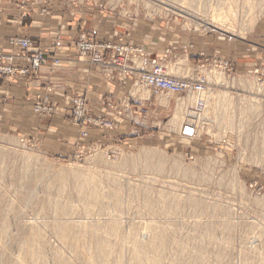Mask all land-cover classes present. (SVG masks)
I'll return each instance as SVG.
<instances>
[{
    "label": "rangeland",
    "instance_id": "rangeland-1",
    "mask_svg": "<svg viewBox=\"0 0 264 264\" xmlns=\"http://www.w3.org/2000/svg\"><path fill=\"white\" fill-rule=\"evenodd\" d=\"M117 1L177 32L241 41V49L254 54L247 59V88L242 86L251 98L236 96L244 83L235 76V60L218 55L200 64L197 80L222 85L216 95L204 85L201 113H194L192 95L162 97L167 116L130 144L117 140L97 153L59 155L0 122V264H264V90L252 75L264 65V0ZM173 58L166 75L182 78L187 61ZM220 96L225 103L216 102ZM229 99L249 100L253 107L231 116ZM52 118L43 121L49 126ZM186 126L192 136L183 134ZM114 193L122 200L116 207ZM64 229L68 238L61 239ZM155 235L166 244L154 247ZM143 253L147 259L139 260Z\"/></svg>",
    "mask_w": 264,
    "mask_h": 264
},
{
    "label": "crops",
    "instance_id": "crops-1",
    "mask_svg": "<svg viewBox=\"0 0 264 264\" xmlns=\"http://www.w3.org/2000/svg\"><path fill=\"white\" fill-rule=\"evenodd\" d=\"M136 12V8L122 6L117 0H0V51L12 52L8 38L17 35L30 38L36 46L33 50L39 48L61 61L57 68H52L50 64L42 67L35 81L27 77L0 78V122L6 124L10 132L33 135L40 140L46 152L71 155L76 152L78 143V130L66 121L71 97L84 96L95 114L108 117L112 112L105 108L104 111L102 106L105 103L124 99L129 102L127 116L116 119L113 131L103 135L97 130H88L90 135L86 143L91 145L118 144L117 140L121 145L122 142L130 144L138 140L150 124H156L167 116L169 106L162 103V97L174 96H153L146 89L134 87L132 70L125 75L115 70L107 76L101 67L77 58L73 54V43L79 33H85L90 41L97 43L123 39L144 51L140 60L143 68H150V61L157 60L160 66L165 63L162 67L165 74H169L170 62L178 55V58L187 61L182 78L192 80L200 76V64L205 59L218 55L231 58L235 60L236 78L244 83L239 90L231 91L236 96L251 98L252 94L242 90V86L247 88L244 77H249L248 72L252 69L248 68L247 59H252L254 54L249 49H241V41L223 40L218 36L191 33L184 29L177 32L176 27H169L167 22L141 18ZM262 43L264 45V40ZM216 71L223 72L221 74H225L227 79L232 76L219 69ZM47 85L55 89L50 100L55 110L62 113L52 118L49 126L47 121L33 116L30 111L32 99L35 95L45 94ZM205 85L206 89L213 87L211 93L214 95L216 89L222 86H209L207 82ZM260 86L264 90V85ZM218 99L222 100V97ZM228 104L231 116L241 114L243 109L248 112L253 107L252 101L243 99H229ZM142 109L144 112H141Z\"/></svg>",
    "mask_w": 264,
    "mask_h": 264
},
{
    "label": "built area",
    "instance_id": "built-area-1",
    "mask_svg": "<svg viewBox=\"0 0 264 264\" xmlns=\"http://www.w3.org/2000/svg\"><path fill=\"white\" fill-rule=\"evenodd\" d=\"M8 44L13 48V51L10 53L0 51V78L22 79L27 77L31 81H35L38 79L42 67L50 64L52 68H57L60 65L61 61L58 57H50L48 52L39 48L33 50L36 47L35 43L28 37L11 36L8 38ZM73 54L80 60L101 67L107 76H110V73L115 70L124 75L128 70H132L134 76L132 85L150 91L153 96L192 95L196 99L194 108H192L194 113L199 114L204 109L202 94L205 83L203 79L192 80L168 76L163 72L162 66L158 64L157 60L150 61V68H143L140 60L143 58L144 51L129 45L123 39H109L97 43L90 41L85 33H79L73 43ZM255 74L257 82L264 85V65L258 70H253V75L255 76ZM54 90L51 85H47L45 94L34 96L31 112L35 117L62 115L55 110L50 100ZM102 108L111 111L112 115L108 117L105 114H95L88 107L84 96L71 97L67 111L72 125L78 130L76 154L86 155L88 152L97 153L100 151V145H93L90 148L83 144L90 135L88 130L94 129L103 135L113 131L117 124L116 119H125L127 116L129 102L127 99L115 103L107 102ZM105 109L104 111H106ZM141 112L144 110L142 109ZM114 155H116L115 152L108 153L107 160H111Z\"/></svg>",
    "mask_w": 264,
    "mask_h": 264
},
{
    "label": "bare ground",
    "instance_id": "bare-ground-1",
    "mask_svg": "<svg viewBox=\"0 0 264 264\" xmlns=\"http://www.w3.org/2000/svg\"><path fill=\"white\" fill-rule=\"evenodd\" d=\"M146 1V0H145ZM160 1V0H159ZM172 1V0H171ZM157 2V1H156ZM172 3V2H171ZM173 3H174V1H173ZM145 4H146V2H145ZM154 5V4H153ZM159 5H161V4H159ZM176 5V4H175ZM192 5V4H191ZM146 6H148L149 7V4L148 5H146ZM151 6V5H150ZM165 7V6H164ZM181 7V6H180ZM168 8V7H167ZM260 11V10H259ZM198 14V13H197ZM190 22V21H189ZM202 23H204L205 25V27H208V28H210L208 25H210V24H207V22H205V20H203L202 21ZM201 23V24H202ZM211 24H213V23H211ZM196 25H197V23H196ZM199 25V24H198ZM200 26V25H199ZM212 28V27H211ZM142 62V61H141ZM140 62V63H141ZM163 67V66H162ZM218 72V71H217ZM216 73V72H215ZM222 75V74H221ZM225 75V74H224ZM214 76V75H213ZM216 76V75H215ZM223 76V75H222ZM199 77V76H198ZM194 78H197V77H194ZM221 78V77H220ZM191 79H193V78H191ZM215 79L217 80V79H219V77H215ZM222 79V78H221ZM224 79V78H223ZM220 80V79H219ZM222 82V81H221ZM215 83V82H214ZM219 83V82H218ZM224 83V82H223ZM222 83V84H223ZM220 84V83H219ZM226 84V83H225ZM224 84V85H225ZM249 84V83H248ZM216 86V85H215ZM214 86V87H215ZM260 90V89H259ZM208 91V90H207ZM213 91V90H212ZM262 91H263V89H262ZM143 92V91H142ZM145 92V91H144ZM261 93V92H260ZM262 93H264V92H262ZM221 95V94H220ZM208 96V95H207ZM218 96V95H217ZM208 97H210V96H208ZM221 97V96H220ZM144 98V97H143ZM218 98V97H217ZM206 99V98H205ZM210 99V98H209ZM207 100H208V98H207ZM218 100L220 101V99H217V103H218ZM223 100V99H222ZM252 100V99H251ZM224 101V100H223ZM166 102H167V100H166ZM208 102V101H207ZM213 102V101H212ZM216 103V104H217ZM224 103H225V101H224ZM223 103V104H224ZM215 104V103H214ZM220 104H221V102H220ZM231 104V103H230ZM206 105H207V103H206ZM205 106V105H204ZM217 106V105H216ZM236 106V105H235ZM238 106V105H237ZM218 107V106H217ZM245 107H247V106H245ZM225 108V107H224ZM181 109H179V111H180ZM205 111V110H204ZM206 112V111H205ZM178 112L176 111V113H175V116L173 117V119H172V121L174 122L176 119H175V117H177L178 116ZM193 114V113H192ZM207 113H205V115H206ZM194 115V114H193ZM189 116V115H188ZM197 116V115H196ZM191 117V116H190ZM194 117V116H193ZM236 117V116H235ZM200 118V117H199ZM204 118V117H203ZM206 119V118H205ZM195 123L197 122V120H196V118L194 117V120H193ZM193 121H190V122H193ZM192 124H194V123H192ZM242 129V128H241ZM147 154V153H146ZM149 156L151 157L152 156V153H148V155H147V158H149ZM30 161V160H29ZM122 161V160H121ZM161 161V160H160ZM119 162V161H118ZM29 163H31V162H29ZM117 164V163H116ZM120 165V164H119ZM75 170V169H74ZM29 173V172H28ZM75 174V173H74ZM111 174V173H110ZM76 177V176H75ZM75 184V183H74ZM84 186V185H83ZM90 187V186H89ZM86 188V187H85ZM94 190V189H93ZM119 190H120V188H119ZM85 191V190H84ZM143 192V191H142ZM91 193V192H90ZM80 195L81 196H83L84 198H87L88 199V201L89 200H91V198L90 197H92L90 194H88V193H86V192H81L80 193ZM99 195V194H98ZM150 199V198H149ZM148 199V200H149ZM119 200H121V199H118V195H117V193H114V197H113V199H112V204L113 205H115V207L116 206H118V203H121L122 202V200H121V202H119ZM93 201H95V200H93ZM256 201V200H255ZM110 202V201H109ZM95 203V202H94ZM123 204H124V202H123ZM147 204V203H146ZM119 205H121V204H119ZM201 205V204H200ZM100 206V205H99ZM53 207V206H52ZM205 207V206H204ZM87 208H88V206H87ZM146 208H147V206H146ZM52 209V208H51ZM118 209V208H117ZM87 210V209H86ZM89 210V209H88ZM148 210H149V208H148ZM151 210V209H150ZM204 210V209H203ZM106 211V210H105ZM119 211V210H118ZM220 211H222V210H220ZM93 212H94V209H93ZM90 213V212H89ZM108 213V212H107ZM110 213V212H109ZM121 213V212H120ZM74 214V213H73ZM70 215V214H69ZM81 215V214H80ZM121 215V214H120ZM72 216V215H71ZM86 216V215H85ZM95 216V215H94ZM5 217H7V216H5ZM44 217V216H43ZM8 219V218H7ZM83 219V218H82ZM110 219H111V217H110ZM120 220V219H119ZM114 221V220H113ZM208 221V220H207ZM86 222V221H85ZM110 222V221H109ZM87 224V223H86ZM92 224H94V223H92ZM91 224V225H92ZM115 225H117V223H114ZM114 226V225H113ZM119 226V225H118ZM115 227H117V226H115ZM141 227V226H140ZM145 227V226H144ZM104 228V227H103ZM83 229H85V227L83 228ZM109 229H110V226H109ZM113 229H115V228H113ZM96 230V229H95ZM117 230V229H116ZM144 230V229H143ZM154 230V229H153ZM156 230V229H155ZM113 231V230H112ZM145 231V230H144ZM225 231V230H224ZM80 232V231H79ZM84 232V231H83ZM113 232H115V231H113ZM112 232V233H113ZM128 232V231H127ZM143 232V231H142ZM68 231H66L65 229L62 231V233H60V237H61V239H66V238H68ZM109 233H111V232H109ZM147 233V232H146ZM84 234V233H83ZM115 234V233H114ZM139 234V233H138ZM141 234V233H140ZM106 235V234H105ZM128 235V234H127ZM146 235V234H145ZM92 236H93V234H92ZM102 236H104V235H102ZM1 237V236H0ZM109 237V236H108ZM129 237V236H128ZM141 237H143V236H141ZM158 236L157 235H155V241H153L152 242V245L154 246V247H157V248H160L161 246H163V245H165L166 244V242H165V240L164 239H162V238H157ZM165 237V236H164ZM91 238V237H90ZM103 238V237H102ZM105 238H107L106 236L104 237V239ZM144 238V237H143ZM4 239V238H3ZM95 239V238H94ZM108 239V238H107ZM109 239H112V238H109ZM35 240V239H34ZM106 240V239H105ZM107 241V240H106ZM123 241H125V240H123ZM128 241V240H127ZM126 242V241H125ZM142 243V242H141ZM96 244L98 245V247H97V250L99 251V254L101 255V256H105L106 255V253H107V249L104 247V245H103V243H101L100 241H97L96 242ZM107 244V243H106ZM22 246V245H21ZM198 246L200 247L201 245L200 244H198ZM20 247V246H19ZM23 247V246H22ZM21 249V248H20ZM27 250V249H26ZM150 250H152V249H150ZM163 250V249H162ZM178 251V250H177ZM96 252V251H95ZM21 253V252H20ZM122 253V252H121ZM96 254V253H95ZM21 255H23V254H21ZM20 255V256H21ZM19 256V255H18ZM98 256V255H97ZM107 256H108V254H107ZM123 256V255H122ZM134 256V255H133ZM137 256V255H136ZM220 257V256H219ZM222 257V256H221ZM17 258V257H16ZM18 258H20V257H18ZM22 258V257H21ZM26 258V257H25ZM29 258V257H28ZM123 258V257H122ZM137 258L139 259V260H144V259H147V254L145 253H143V255H140V254H138V256H137ZM14 259V258H13ZM23 260V259H22ZM100 260V259H99ZM103 260V259H102ZM18 261V260H17ZM16 261V262H17ZM61 261V260H60ZM121 261V260H120ZM149 261V260H148ZM201 260H199V259H197L196 260V262H195V264H198L199 262H200ZM220 261V260H219ZM19 262H20V260H19ZM23 262V261H22ZM21 262V264H23ZM27 262H28V260H27ZM152 264H157V261H156V259H152ZM36 263V262H35ZM116 263H118V261H116ZM129 263V262H128ZM15 264V263H14ZM20 264V263H19ZM26 264V263H25ZM39 264V263H38ZM115 264V263H114ZM127 264V263H126ZM137 264V263H136Z\"/></svg>",
    "mask_w": 264,
    "mask_h": 264
},
{
    "label": "water",
    "instance_id": "water-1",
    "mask_svg": "<svg viewBox=\"0 0 264 264\" xmlns=\"http://www.w3.org/2000/svg\"><path fill=\"white\" fill-rule=\"evenodd\" d=\"M194 133V130L190 127H184L183 129V134L187 135V136H192Z\"/></svg>",
    "mask_w": 264,
    "mask_h": 264
}]
</instances>
